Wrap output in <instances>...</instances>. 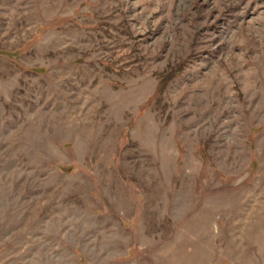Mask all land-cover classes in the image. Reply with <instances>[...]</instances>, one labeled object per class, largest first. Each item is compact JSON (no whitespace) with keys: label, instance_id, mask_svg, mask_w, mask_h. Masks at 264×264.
Wrapping results in <instances>:
<instances>
[{"label":"rangeland","instance_id":"obj_1","mask_svg":"<svg viewBox=\"0 0 264 264\" xmlns=\"http://www.w3.org/2000/svg\"><path fill=\"white\" fill-rule=\"evenodd\" d=\"M0 264H264V0H0Z\"/></svg>","mask_w":264,"mask_h":264}]
</instances>
